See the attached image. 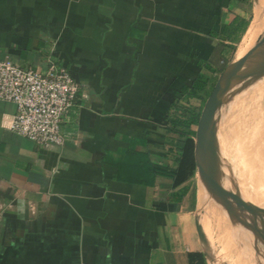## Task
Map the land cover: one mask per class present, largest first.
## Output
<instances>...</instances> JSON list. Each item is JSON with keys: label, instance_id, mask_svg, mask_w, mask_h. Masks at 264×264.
<instances>
[{"label": "crops", "instance_id": "obj_1", "mask_svg": "<svg viewBox=\"0 0 264 264\" xmlns=\"http://www.w3.org/2000/svg\"><path fill=\"white\" fill-rule=\"evenodd\" d=\"M263 11L264 0H0V60L53 61L79 84L60 147L15 133L17 107L0 101V264H222L219 233L234 223L221 207L235 205L198 164L174 186L182 137L168 117L198 79L205 97ZM212 127L224 169L264 208V71L224 95Z\"/></svg>", "mask_w": 264, "mask_h": 264}, {"label": "built area", "instance_id": "obj_2", "mask_svg": "<svg viewBox=\"0 0 264 264\" xmlns=\"http://www.w3.org/2000/svg\"><path fill=\"white\" fill-rule=\"evenodd\" d=\"M79 93L70 71L49 62L45 68L0 60V101L17 107L12 130L44 146H63L64 124Z\"/></svg>", "mask_w": 264, "mask_h": 264}, {"label": "water", "instance_id": "obj_3", "mask_svg": "<svg viewBox=\"0 0 264 264\" xmlns=\"http://www.w3.org/2000/svg\"><path fill=\"white\" fill-rule=\"evenodd\" d=\"M264 38L252 47L243 57L229 63L208 97L202 110L196 136L198 161L205 172L204 180L212 185L219 197L224 201H235L252 216V237L250 247L264 261V250L258 244L260 236L259 222L263 226L264 208L254 203L226 172L215 148L212 121L224 95L234 86L251 76L264 71Z\"/></svg>", "mask_w": 264, "mask_h": 264}, {"label": "rangeland", "instance_id": "obj_4", "mask_svg": "<svg viewBox=\"0 0 264 264\" xmlns=\"http://www.w3.org/2000/svg\"><path fill=\"white\" fill-rule=\"evenodd\" d=\"M261 16H262L261 21L263 22L262 29L260 30V33L257 34L255 39L250 43V45L248 46V48L245 50V52L242 55L239 56L238 51H242L245 49L246 41H244L243 45H241L240 48L239 46L242 43V41L237 43V45L235 46L232 45L226 49L225 63L223 64V67L221 69L222 71L225 69V67L229 63L236 61L240 59L241 57H243L252 47H254L258 43L259 40H262L264 38V11L262 12ZM253 34H254V30L252 28L249 36L252 37ZM263 46H264V43H263ZM222 71H219L215 79L211 80V87L209 91L207 92V94L205 95L204 100L201 101V104H200L201 113ZM175 113L177 116L181 115L183 113V110H179L178 112L174 111L173 114ZM197 127L198 125L195 126L196 130H197ZM201 169L202 167L200 165V162L198 161V172H200ZM247 196L250 198L249 194H247ZM231 201H232V204L235 205L233 206L231 213H229L226 209H224L223 206L221 207V209H223L224 211L223 213H226V215L230 216L233 219V223H234L233 226L227 223L226 230L219 233L221 238H224L223 240L220 239V243H222V245H225L226 247L225 252L227 251L231 252L230 254L224 256L225 259H223L221 263L222 264H264L262 257L258 253H256L254 250H252L250 247L251 237L253 235L252 229H251L252 216L244 208H242L237 202L233 200ZM217 215L219 216L220 214L217 213ZM259 228H260V236L258 238V244L264 250L263 226L261 222H259Z\"/></svg>", "mask_w": 264, "mask_h": 264}, {"label": "trees", "instance_id": "obj_5", "mask_svg": "<svg viewBox=\"0 0 264 264\" xmlns=\"http://www.w3.org/2000/svg\"><path fill=\"white\" fill-rule=\"evenodd\" d=\"M205 87L206 83L201 79L196 80L192 86L185 87L183 91L184 93L180 98L185 96L188 103L179 104V102H176L173 105L175 112L183 110V113L178 116L176 113L170 114L168 117V122L171 125L170 129L182 137L181 141L176 145L180 153L178 155L179 167L177 172L173 175L174 186H179L190 179L197 168V131L195 126L199 123L201 110L200 107L193 105L191 100L193 98H198L203 101L204 98L200 97L198 92L203 91ZM176 196L177 195L174 194V197ZM181 198L182 197H179V199Z\"/></svg>", "mask_w": 264, "mask_h": 264}, {"label": "bare ground", "instance_id": "obj_6", "mask_svg": "<svg viewBox=\"0 0 264 264\" xmlns=\"http://www.w3.org/2000/svg\"><path fill=\"white\" fill-rule=\"evenodd\" d=\"M241 188V187H240ZM241 190H242V188H241ZM242 192L246 195V193L242 190ZM247 196V195H246Z\"/></svg>", "mask_w": 264, "mask_h": 264}]
</instances>
